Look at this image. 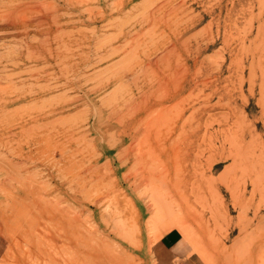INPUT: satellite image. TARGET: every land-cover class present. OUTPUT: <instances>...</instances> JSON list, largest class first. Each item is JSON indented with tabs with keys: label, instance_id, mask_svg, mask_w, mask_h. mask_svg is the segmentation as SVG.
<instances>
[{
	"label": "rangeland",
	"instance_id": "rangeland-1",
	"mask_svg": "<svg viewBox=\"0 0 264 264\" xmlns=\"http://www.w3.org/2000/svg\"><path fill=\"white\" fill-rule=\"evenodd\" d=\"M49 2L61 21L0 38V107L24 97L0 113V264H152L174 229L204 264H264V0Z\"/></svg>",
	"mask_w": 264,
	"mask_h": 264
},
{
	"label": "bare ground",
	"instance_id": "bare-ground-1",
	"mask_svg": "<svg viewBox=\"0 0 264 264\" xmlns=\"http://www.w3.org/2000/svg\"><path fill=\"white\" fill-rule=\"evenodd\" d=\"M62 1H64L65 2V4L66 5H72V1H74V0H56V2L58 3V2H62ZM91 2H93V0H91ZM161 2V1H160ZM260 2V1H259ZM261 3V2H260ZM90 4V3H89ZM146 4V3H145ZM46 7V8H48V10H49V16L50 17H54L53 19H55L56 21H61V19L59 18V17H56L55 16V9H56V7H57V4L55 3V2H53V3H51V2H49V0H7L6 2H1L0 1V38H4V39H7V41H11V42H14V41H16V40H18V38L19 37H22L23 35H25V34H27V30H24L25 28H26V26L28 25V24H30V25H32L33 27H36V28H40L41 26H43L44 25V22H45V20L46 19H44V18H34V19H32V20H26L25 19V17H22L23 15H25V14H22V13H25L24 11H27V9L28 10H31V9H38V8H40V7ZM146 9V8H145ZM93 10V9H92ZM263 11V10H262ZM261 11V12H262ZM47 12V11H46ZM98 12V11H97ZM99 14V13H98ZM94 15V14H93ZM261 15H262V13H261ZM56 17V18H55ZM54 20V21H55ZM59 23V22H58ZM57 24V23H56ZM43 28V27H42ZM152 28V27H151ZM258 29V28H257ZM44 31V30H43ZM153 32V31H152ZM41 35V34H40ZM42 36V35H41ZM44 36V35H43ZM58 36V35H57ZM106 39V38H105ZM197 39V38H196ZM22 40V39H21ZM44 42H46L45 40H44ZM43 42V43H44ZM46 43H48V41L46 42ZM26 46H24L23 48H25V50H27V52L28 53H30L31 52V55H32V57H34L35 58V62L37 61V62H39L40 60H45L48 64L49 63H51V59H49V57L47 58V50H48V52H50L49 54L50 55H52V57H53V60H56V58H58V59H60L59 58V53H55V51H53L52 49H51V47L49 46V45H47V44H44V45H42V46H37V45H34V44H25ZM47 48V49H46ZM13 51V50H12ZM120 51V50H119ZM8 52V51H7ZM19 52V51H18ZM23 53L24 52H20V53H18V61H19V59H20V61L21 60H23L24 61V58H23V56H21V55H23ZM2 54V53H1ZM48 54V55H49ZM9 56V55H8ZM15 56V55H14ZM17 57V56H16ZM15 57V58H16ZM30 57V56H29ZM57 59V60H58ZM16 60V59H15ZM28 60V59H27ZM56 60V61H57ZM13 61H14V58H13ZM19 61V62H20ZM18 62V63H19ZM25 62V61H24ZM20 63H22V62H20ZM12 64V63H11ZM14 65H16L15 63H13ZM55 66V65H54ZM67 70V69H66ZM102 74V73H101ZM13 75V74H12ZM252 76H253V74H252ZM52 77V76H51ZM33 78V77H32ZM215 80V79H214ZM1 82V81H0ZM12 82V85H13V81H11ZM11 82H10V84H11ZM211 82H213V81H211ZM8 83V82H7ZM121 84V83H120ZM207 84H208V82H207ZM250 84V86H251V83H249ZM24 85V84H23ZM6 86H9V85H6ZM179 86V85H178ZM0 87H1V89H0V96H5L6 98H9L10 96H11V94H13V91H12V87H8V88H6V89H10L12 92H9V93H6V89L4 88L3 89V87H5V86H1L0 85ZM17 88V87H16ZM250 89V88H249ZM253 89V88H252ZM14 90V89H13ZM175 90V89H174ZM14 91H19V90H14ZM178 91H179V89L174 93V95H173V97L175 98L176 96H177V94H178ZM215 91H216V89H215ZM228 92V91H227ZM2 93H4V94H2ZM15 94V93H14ZM13 94V95H14ZM228 94V93H227ZM233 95V94H232ZM160 96V95H159ZM13 97H16L15 99H12V100H9V101H4L5 102V104L4 105H2L1 107H0V113L3 115V117L4 118H10V117H12L14 114H16V115H21L20 113H22V112H20V110H9V107H10V105L11 104H13V103H15V102H18V101H20L21 99H23L24 97H22L21 95L19 96V95H16V96H13ZM209 97L211 98V95H209ZM208 97V98H209ZM264 97V96H263ZM5 98V99H6ZM219 98V97H218ZM4 100V99H3ZM60 100V99H59ZM74 100V99H73ZM209 102V101H208ZM219 102V101H218ZM45 104V103H44ZM42 105V104H41ZM24 106V105H23ZM32 107V106H31ZM39 107V106H38ZM19 108V107H18ZM22 108H24V107H22ZM213 108V107H212ZM27 109V108H26ZM196 110V109H195ZM194 113V112H193ZM28 114V113H27ZM35 117H36V119H35ZM2 119V118H1ZM60 122V121H59ZM31 123H36L35 124V126L34 125H32V127L30 126V127H28L27 128V125H30ZM40 118H38L37 116H34V115H30V113H29V115H28V120L27 121H25L24 122V126L22 127V130H23V132H27V133H36L37 131H39V130H45V131H47L49 134H52V135H54V136H56V135H58V134H60L61 132H62V130L59 128V127H57V124H58V122L57 121H53V122H50L52 125H51V127H47V125H49V124H47V125H43V127H42V124L40 123ZM68 123V122H67ZM34 126V127H33ZM237 128H239V126L237 127ZM65 131H63V133H64ZM242 133V132H241ZM41 134V133H40ZM36 135H38V134H36ZM217 135V134H216ZM32 136V135H31ZM212 137V136H211ZM204 140H205V138H204ZM231 141L232 142V144H235L236 143V140H234V136H232L231 134H230V136H227L226 135V141ZM229 141V142H230ZM233 141L235 142V143H233ZM231 142H230V146H232L231 145ZM237 142H238V140H237ZM199 144V143H198ZM253 144V143H252ZM235 145H237V144H235ZM234 145V147H236ZM198 146V145H197ZM233 147V148H234ZM254 147V146H253ZM242 148V147H241ZM264 149V148H263ZM254 150V149H253ZM232 152V153H231ZM203 153V152H202ZM260 153V152H259ZM262 153V152H261ZM230 156L229 157H231L232 156V158H233V161L234 160H236L237 158H239V159H241V157H243L244 158V156H242V152H241V150L239 149V147L237 148V150L236 151H232L231 149H230ZM246 154H247V152H246ZM261 155V154H260ZM241 156V157H240ZM249 156H251V155H249ZM258 157V156H257ZM258 159V158H257ZM249 161V160H248ZM236 162V161H235ZM234 164H236V163H234ZM256 164V163H255ZM260 164H262L263 165V163H260ZM254 165V164H253ZM256 167V166H255ZM245 168V167H244ZM247 169H248V167H247ZM227 176V175H226ZM257 177H259L260 179L259 180H261L262 178H264V166H261L260 167V171L258 172V175L255 177V180H256V178ZM222 179H223V177H222ZM259 180H256V181H258V182H261V181H259ZM231 181V180H230ZM254 181V180H253ZM256 181H254L253 183L254 184H256V187H257V184H258V182L257 183H255ZM258 185H260V183L258 184ZM228 186V185H227ZM255 187V186H254ZM253 187V188H254ZM255 187V188H256ZM228 188H230L229 186H228ZM236 189V188H235ZM214 191H216V190H214ZM212 192V191H211ZM254 192V191H253ZM213 194H214V192H212ZM219 194V193H218ZM232 195V194H231ZM214 196H215V194H214Z\"/></svg>",
	"mask_w": 264,
	"mask_h": 264
},
{
	"label": "crops",
	"instance_id": "crops-1",
	"mask_svg": "<svg viewBox=\"0 0 264 264\" xmlns=\"http://www.w3.org/2000/svg\"><path fill=\"white\" fill-rule=\"evenodd\" d=\"M152 264H204L193 246L177 229L165 234L151 248Z\"/></svg>",
	"mask_w": 264,
	"mask_h": 264
}]
</instances>
